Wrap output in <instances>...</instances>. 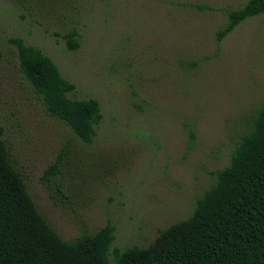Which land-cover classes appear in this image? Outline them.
Listing matches in <instances>:
<instances>
[{
    "label": "rangeland",
    "instance_id": "1",
    "mask_svg": "<svg viewBox=\"0 0 264 264\" xmlns=\"http://www.w3.org/2000/svg\"><path fill=\"white\" fill-rule=\"evenodd\" d=\"M246 2L0 0L3 139L64 240L111 223L112 250L147 247L193 213L264 106V14L217 39ZM72 30L76 50L63 38ZM17 37L75 83L71 98L98 100L92 144L47 112L20 71Z\"/></svg>",
    "mask_w": 264,
    "mask_h": 264
},
{
    "label": "trees",
    "instance_id": "2",
    "mask_svg": "<svg viewBox=\"0 0 264 264\" xmlns=\"http://www.w3.org/2000/svg\"><path fill=\"white\" fill-rule=\"evenodd\" d=\"M264 14V0H248L229 12L217 32L220 41L244 20ZM70 50L79 48L76 30L63 35ZM16 46L19 68L50 116L92 144L102 121L98 100L76 99L75 83L65 79L41 49L23 38ZM0 125V264H264V106L232 154L212 172L214 184L198 198L193 213L162 230L147 247L121 250L112 245L115 227L64 240L39 212L23 176L14 167ZM57 163L45 172L54 175Z\"/></svg>",
    "mask_w": 264,
    "mask_h": 264
}]
</instances>
